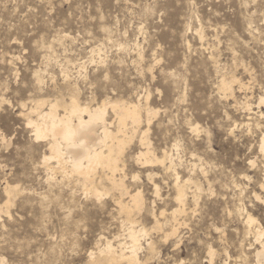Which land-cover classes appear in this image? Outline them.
<instances>
[{"label":"rangeland","instance_id":"374dc122","mask_svg":"<svg viewBox=\"0 0 264 264\" xmlns=\"http://www.w3.org/2000/svg\"><path fill=\"white\" fill-rule=\"evenodd\" d=\"M263 39L264 0H0V208L7 199L5 184L18 192L8 214H0V261L89 264L88 253L104 246L97 243L100 235L114 245L123 240L124 216L112 195L97 202L58 172H47L41 163L46 143L35 141L26 124L33 102H68V87L76 86L80 104L117 99L142 106L139 133L116 173L125 174L129 190L145 199V211L134 215L136 229L143 227L148 235L141 238L139 258L148 259L146 264H253L251 251H245L253 239L246 236L239 209L245 206L264 227L259 133L244 127L252 123L249 115L220 95L218 82L231 74L253 82L235 96L243 102L246 95L254 105L264 94ZM92 49H100L99 56L91 58ZM144 104L156 112L147 134L155 155L169 154L182 180L191 173L189 163L203 168L191 175L202 191L193 204L188 190L187 214L180 218L186 226L174 238H164L172 225L168 214L176 207L172 178L159 164L137 161L147 125ZM105 121L114 129L110 109ZM254 159L252 169L248 162ZM146 240L154 244L153 256ZM209 247L215 252L211 263Z\"/></svg>","mask_w":264,"mask_h":264},{"label":"bare ground","instance_id":"6f19581e","mask_svg":"<svg viewBox=\"0 0 264 264\" xmlns=\"http://www.w3.org/2000/svg\"><path fill=\"white\" fill-rule=\"evenodd\" d=\"M199 38L201 40L202 36ZM95 52L98 53L97 56H99L101 50L92 49L90 51L91 58ZM9 60H14V57L11 56ZM61 74L63 80L67 81L69 76L65 72ZM35 82L37 86L41 84V80L37 75ZM250 85L243 83L235 74H231L229 77L222 75L218 82V91L224 99L232 100L235 108H239L249 115V118L246 119L252 121V123L243 124L244 127H246L248 131L253 130L254 133H259L258 153L261 158V165L258 169V171H260V175L258 176H261V180L258 184V188L264 194V125H262L264 123V94L256 97V103H254V105L250 103L246 95L244 96L243 102H239L235 96L236 92L240 94L246 93L247 90L250 89ZM68 88V102L59 98H55L53 101L37 100L33 102V106L29 108V113L27 112L26 124L31 128L34 140L46 143V153L48 155H42L41 163L46 168L47 172H58L64 179L73 181L84 195H89L91 199L93 197L97 202L101 200L102 197L112 195V200L114 204L117 205L116 207H118L119 213L124 216L121 222V227H123V240L118 241L114 245L113 242L108 241L107 238L100 235L97 243L104 241V246L102 249L98 250L97 254L92 253V251L88 253L87 257L89 259V264H146L148 259L145 261L141 260L139 258V253L142 250L140 244L141 238L145 239L148 235H146V231L143 227L136 229L139 223L134 218L135 214L140 215L145 211V199H143L140 191L137 190L132 193L129 190L124 181L126 177L125 174H116L118 171H122L119 169V162L124 154V150L132 141L133 137L139 133L143 116L141 115L142 106L139 102L137 104H130L123 100L122 102L116 101L117 99L115 101H111L110 99V101H102L100 104L91 107L88 104H80L78 100V88L76 86ZM24 105L21 106L24 107ZM143 106L147 125L146 129L140 132L139 143L142 148L138 152L137 161L143 166L159 164L163 167V171L172 178V188L175 191L173 201L176 207L168 214V219L171 220L172 225L168 222L171 226L164 231V238H174L178 234L180 228L186 226L185 221H182L180 218L187 214L188 190H191L189 194L191 195L190 199H192L193 204H196L197 194L202 191L197 180H193L192 173L199 168V172L202 174L203 168L201 166L198 167L195 163H189L188 169H190L188 173H191H189V177L182 180L178 171H176V167H174L175 165H173L174 160L169 154L167 155L166 152H162L161 158L155 155L151 143L147 138V134L149 132L148 122L156 112H153L147 104ZM43 107H46V111L42 110ZM59 108L63 110L62 115L58 114ZM108 109L114 113L117 121L114 129L111 128L112 125L107 124L105 121V115ZM253 109H257V112H254ZM31 114L35 119L29 116ZM250 115H255L256 119L253 120V117H250ZM51 161L53 167H49ZM165 161H167L168 167L163 164ZM199 161L201 160L198 159V162ZM256 161L257 160L254 159L248 162L252 169L256 167ZM259 163L260 162H258V164ZM50 176L48 177L49 179ZM146 176L148 179H151L152 173ZM136 178L137 176H134L132 179L135 180ZM242 178L249 181L246 175H243ZM236 187H238L237 184H235V188ZM2 191L7 199L4 207L0 208V214H8V205L12 203L11 200L17 192V188L5 184ZM154 195L158 196V188L156 186H154ZM253 195L255 199H261L256 193H253ZM153 202L150 204L153 205ZM262 202L264 204V200H262ZM244 207L241 206L239 209V212L243 216L242 224L246 230V236H250L253 239L252 243L246 247L247 250L245 251L248 253L251 251L250 255H252L253 258V264H264V227H262L258 220ZM159 216L163 219L166 218L165 211H161ZM156 217L157 216L152 212L151 218L154 220L155 228L161 230L162 224L158 222L160 218L156 219ZM119 237L120 236H117V238ZM241 242L240 244H242ZM145 245L147 254L153 256L155 252L153 242L151 240H146ZM214 254V250L209 247L208 255L210 263L212 262ZM239 260L241 261L240 258ZM178 264L184 263L180 262Z\"/></svg>","mask_w":264,"mask_h":264},{"label":"clouds","instance_id":"9594fccd","mask_svg":"<svg viewBox=\"0 0 264 264\" xmlns=\"http://www.w3.org/2000/svg\"><path fill=\"white\" fill-rule=\"evenodd\" d=\"M0 264H3V261H0Z\"/></svg>","mask_w":264,"mask_h":264},{"label":"snow or ice","instance_id":"6c2138e0","mask_svg":"<svg viewBox=\"0 0 264 264\" xmlns=\"http://www.w3.org/2000/svg\"><path fill=\"white\" fill-rule=\"evenodd\" d=\"M5 143H6V141H5Z\"/></svg>","mask_w":264,"mask_h":264}]
</instances>
